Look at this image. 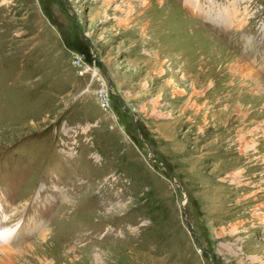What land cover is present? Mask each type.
<instances>
[{"label":"rangeland","instance_id":"obj_1","mask_svg":"<svg viewBox=\"0 0 264 264\" xmlns=\"http://www.w3.org/2000/svg\"><path fill=\"white\" fill-rule=\"evenodd\" d=\"M260 179L264 0H0V264H264Z\"/></svg>","mask_w":264,"mask_h":264},{"label":"bare ground","instance_id":"obj_2","mask_svg":"<svg viewBox=\"0 0 264 264\" xmlns=\"http://www.w3.org/2000/svg\"><path fill=\"white\" fill-rule=\"evenodd\" d=\"M251 90V89H250ZM194 96H195V93H194ZM194 96L192 95V99H190L191 101H190V104L192 103V102H194L195 103V99H194ZM198 97H200V96H198ZM197 104V103H196ZM246 139H247V137H245V135L243 134V133H240V137H239V139L237 140V143H239L240 144V146H241V150H240V152L241 153H243V156H248V154H250V149H249V147L247 146V141H246ZM259 182L261 183V184H264V180H259ZM253 189H254V194H252L251 195V200H255V201H257V200H259V198H260V194H261V191L262 190H260L259 188H258V186H254L253 187ZM263 204H259V205H257V207L255 208L256 210H258V211H261L262 209H263ZM256 210L254 211V213H253V216L254 217H256V215H257V213L258 212H256ZM6 231V233L5 232H2L1 233V235H0V239L1 240H3V239H5L6 237H12V235H15V233H16V231L17 230H15V226H13V227H11V228H9V229H7V230H5Z\"/></svg>","mask_w":264,"mask_h":264},{"label":"water","instance_id":"obj_3","mask_svg":"<svg viewBox=\"0 0 264 264\" xmlns=\"http://www.w3.org/2000/svg\"><path fill=\"white\" fill-rule=\"evenodd\" d=\"M175 183L178 184L177 181H175ZM178 185H179V184H178ZM183 192H184V195H187L186 190H183ZM185 211H186V210H185ZM188 228H189V230H191L192 232H194L193 229H192V226L189 225Z\"/></svg>","mask_w":264,"mask_h":264}]
</instances>
